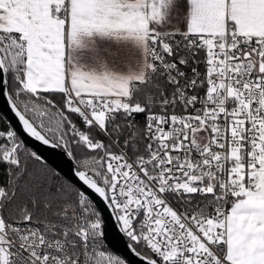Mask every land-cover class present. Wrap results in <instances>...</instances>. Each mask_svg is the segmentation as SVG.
I'll return each mask as SVG.
<instances>
[{
  "label": "snow or ice",
  "instance_id": "6c2138e0",
  "mask_svg": "<svg viewBox=\"0 0 264 264\" xmlns=\"http://www.w3.org/2000/svg\"><path fill=\"white\" fill-rule=\"evenodd\" d=\"M0 98V264H264V0H0Z\"/></svg>",
  "mask_w": 264,
  "mask_h": 264
},
{
  "label": "water",
  "instance_id": "95a60500",
  "mask_svg": "<svg viewBox=\"0 0 264 264\" xmlns=\"http://www.w3.org/2000/svg\"><path fill=\"white\" fill-rule=\"evenodd\" d=\"M0 114H2L11 127L17 131L18 135L27 145L29 150L37 151L38 154H42L48 162V165L58 171V173L64 178L67 179L68 177H71L72 173L70 171V165L67 158L63 155L62 150L52 149L38 141H35L34 138L29 137L23 131L20 122L2 98H0ZM100 207H103V205L100 204ZM104 215L107 218V231L105 239L106 246L121 258L125 259L128 264H142L139 258H137L127 247L128 242L126 238H124L122 234H118L116 227L113 226V218L110 217L107 210H105Z\"/></svg>",
  "mask_w": 264,
  "mask_h": 264
},
{
  "label": "trees",
  "instance_id": "16d2710c",
  "mask_svg": "<svg viewBox=\"0 0 264 264\" xmlns=\"http://www.w3.org/2000/svg\"><path fill=\"white\" fill-rule=\"evenodd\" d=\"M8 127H11V125L8 123V121L5 119V117L2 114H0V130H7ZM48 166L51 167L50 165H48ZM33 167L35 169L39 170L40 165L33 164ZM59 177H60L61 180H65L66 179L61 174H59Z\"/></svg>",
  "mask_w": 264,
  "mask_h": 264
},
{
  "label": "built area",
  "instance_id": "2783aa9c",
  "mask_svg": "<svg viewBox=\"0 0 264 264\" xmlns=\"http://www.w3.org/2000/svg\"><path fill=\"white\" fill-rule=\"evenodd\" d=\"M105 246H106V244H105ZM106 248L108 249V247L106 246ZM109 250V249H108ZM109 251H111V250H109ZM113 254H115V255H117L116 253H114L113 251H111ZM128 264V263H127Z\"/></svg>",
  "mask_w": 264,
  "mask_h": 264
},
{
  "label": "rangeland",
  "instance_id": "374dc122",
  "mask_svg": "<svg viewBox=\"0 0 264 264\" xmlns=\"http://www.w3.org/2000/svg\"><path fill=\"white\" fill-rule=\"evenodd\" d=\"M109 249V248H108ZM110 250V249H109Z\"/></svg>",
  "mask_w": 264,
  "mask_h": 264
},
{
  "label": "bare ground",
  "instance_id": "6f19581e",
  "mask_svg": "<svg viewBox=\"0 0 264 264\" xmlns=\"http://www.w3.org/2000/svg\"><path fill=\"white\" fill-rule=\"evenodd\" d=\"M106 244V243H105Z\"/></svg>",
  "mask_w": 264,
  "mask_h": 264
}]
</instances>
